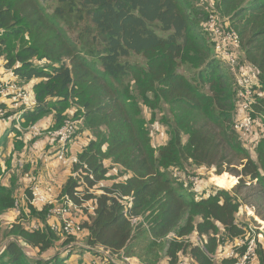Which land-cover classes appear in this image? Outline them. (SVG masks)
Wrapping results in <instances>:
<instances>
[{"label": "trees", "instance_id": "1", "mask_svg": "<svg viewBox=\"0 0 264 264\" xmlns=\"http://www.w3.org/2000/svg\"><path fill=\"white\" fill-rule=\"evenodd\" d=\"M211 1L238 32L240 62L256 71L258 81L253 90L264 104L258 94V90L264 93V0ZM58 2L50 12L40 0H0V62L22 85L38 81L33 87L36 106L22 115L19 127L13 123L11 129H5L0 147L6 148L10 134H16L12 154L22 152L24 132L50 115L54 116L51 129L57 131L64 124V113L78 106L86 132H92L96 141L73 154L87 169L75 165L73 172L80 171V179L69 178L60 193V197L70 196L79 207L85 202L95 207L82 223L76 218L83 232L77 238H85L88 247L104 248L113 258L125 252L133 234L122 203L129 197V215L149 213L151 230L159 239L180 229L186 220L180 236L195 231L206 237V251L194 246L191 256L197 264H210L208 254L218 250L221 231L232 239L245 234L236 225L242 206L240 189L246 183L256 184L259 198L264 200V131L257 142L253 135L243 141L234 130L238 102L235 73L228 74L216 56L207 23L196 20L198 12L192 0ZM71 16L85 23L87 38L71 37L66 29V19ZM182 67L193 70L192 77L186 76ZM143 107L159 111L160 123L168 130V141L157 152L145 129ZM255 110L262 108L257 105ZM54 154L56 157L57 149ZM107 160L128 178L103 188L100 195L89 193L87 186L93 189L107 178ZM188 162L215 167L222 187L233 188L237 183L236 178L222 175L224 172L239 177L234 195L220 190L200 201L189 198L183 193V182L177 184L164 173ZM5 166L3 171L0 163V218L15 209L19 181L14 174L8 185L2 182L11 169V159ZM81 189L82 198L75 197ZM50 208L29 206L30 222L7 229L5 240H13L1 250L0 264H68V258L77 252L75 247L67 257L49 260L32 259L26 253L32 247L41 258L74 242L73 238L62 242L63 235L52 230ZM82 209L86 213V208ZM257 216L264 220L263 213L257 212ZM197 218L201 222L197 223ZM33 224H39L40 229L33 230ZM86 231L89 235L84 237ZM57 253L54 250L53 255ZM259 255L260 264H264V248ZM167 256L170 264H178L175 248ZM124 257L131 255L128 252Z\"/></svg>", "mask_w": 264, "mask_h": 264}, {"label": "rangeland", "instance_id": "2", "mask_svg": "<svg viewBox=\"0 0 264 264\" xmlns=\"http://www.w3.org/2000/svg\"><path fill=\"white\" fill-rule=\"evenodd\" d=\"M40 2L50 12H52L57 6H59L58 0H40ZM192 2L195 11L198 12V14H195L197 21L204 20L203 23L205 25L206 23H208L209 16L215 15L222 22H228L231 26L230 20L222 16L221 13L216 9V6L213 4L214 1L212 2L211 0H192ZM66 21H67L66 29L69 30V32L71 33L72 38H74L75 40H78L82 36H84V38H87L85 32L86 25L84 22L80 21L79 17L71 16L68 17ZM76 42L80 43L79 41ZM37 64L42 65L44 64V62H40V63L37 62ZM181 71L189 78L192 77L194 73L192 72L193 70L191 71L189 68H185V67H182ZM226 71L228 74L233 73V71L228 67H226ZM1 81H3L4 83H9L10 85H16L18 87V90H21L22 92L27 93L26 95H28L26 102L18 94L13 95L12 92H9L10 95L7 97V99L0 98V108L5 112L4 116H0V122L8 123V126H5L6 128L11 129L13 123L17 124V126L19 127L22 115L25 112L30 111L27 110L26 103L30 105L32 103H36L33 87L38 81H32L27 85H22V83L19 82L18 79H15L14 76H12V73L7 72L4 69L3 61L0 62V82ZM258 94L260 95V97L258 96L259 99L260 98L264 99V93L258 90ZM13 98H15L16 101H14ZM137 100L140 102L139 98H137ZM257 101H258V106H261L262 110L259 112L255 110V118L257 120V124L255 128V133L253 134L252 138L257 139V142L258 141L260 142V136L264 131V104H261V102H259L260 100ZM78 110L81 111L78 106L73 105L72 108L68 109L64 113V124L62 127H64L67 123H72L76 131V137L74 136L68 145V150H69L68 154L70 156L72 154L73 146L75 149L78 146L80 147V145H82L81 141H83V143L84 142L86 143V147L89 145L91 141H96V136H94L92 132H86L85 120L83 117L78 116L77 113ZM142 113H143L142 119L145 125V129L147 130L151 138V145L153 149L157 152L159 147H161L168 141V137H166V135H168V130L160 123L162 114L159 111L157 112L151 111L147 107H143ZM53 124H54V116L50 115L49 117L40 121L33 128H30L27 132H24L27 133V136L24 137L23 139L39 140V139L48 138L52 148H54V146H56L57 140H54L50 136V133H53L55 131L51 129V127H53ZM35 129H37L39 132L37 133ZM101 130H103V128ZM79 133L81 134L78 135ZM15 136L16 134H12L13 138H15ZM186 140L187 139L185 138L184 142H186ZM255 142L256 141H254L253 144ZM78 152L80 151H77L76 153ZM73 154H75V152H73ZM55 160L58 159L55 158ZM67 165L68 166H65V169L63 171V173H65V177H66L65 179L68 180L69 178L72 177L74 178L76 177L80 179V177L75 175L73 172L75 165H70V164ZM105 165L106 167L109 168V173L107 175V178L105 179V181L101 182L98 186H95L92 190H90V192L100 193L99 189L102 186L110 188L114 183L125 181L128 178V174H126L124 170H121L120 167L113 164L112 161L110 160L105 161ZM237 168L238 170L242 169L240 166ZM40 169L41 167L39 166V171ZM68 170L72 172L73 174L72 177H69ZM164 173L170 179L175 181L177 184H179L178 183L179 181L183 182V184L186 186L184 187L185 189H183L184 190L183 193L188 195L189 198L195 199L196 201L207 199L210 195L216 194L220 190L227 191L234 195L235 190L238 188L237 186L240 184L239 177L229 172H224L222 175L228 174L229 176L236 178L237 183L233 188L230 185H226L225 187H222L221 184L218 182V180L220 179L219 178L220 175H217V169L215 167L212 168H207L204 166L197 167L190 162L185 163L183 167H178V172L177 169L170 168L164 170ZM177 173H179L180 175L176 176ZM24 174L26 173L22 172V175ZM78 174L80 175V171L78 172ZM16 176L17 179H20V181L17 180L18 187L15 195L16 202L22 203L23 199L25 201L26 198H30L31 188L26 189L25 185H22L23 181H21L20 174L16 173ZM87 187L89 188V186ZM79 191H82V189ZM240 191L241 193L239 194L238 198L241 200L242 206L240 207L239 212L236 215V225H238V227H240L241 229H244L245 234L238 238L232 239L229 238L225 234V232L221 231L222 232L220 234L221 237L218 239V244H219L218 250L216 251L215 254H208V259L210 264H225V262L232 260L236 261L235 264H241V260L243 259V256L245 254L243 253V250L246 248L247 251L248 243L253 240L256 241L255 243L257 246L256 248L257 255L253 264H260L259 252L262 248H264V224H263L264 220L260 219L257 216V212L259 213L261 212L264 214V200H260L259 198L260 194L256 184L251 185V183H246V187L243 186L240 189ZM21 193H23L24 195L22 198L20 196ZM59 197L60 194L58 193L56 198L60 199ZM89 205H91V202L87 203L86 207ZM80 210H81L80 212L72 211V213L74 214V217L77 218L78 220L82 218L81 220H79L80 223H82L84 221L83 217L88 216L87 213H89L90 209L86 208V213L84 212V209H80ZM90 212L93 213V210H90ZM22 215L25 216V213L22 212ZM148 215L149 213L143 215L141 221L138 222L137 225L133 226L132 239L128 244L127 250L125 252H121L120 254H118V256L114 257L113 259L115 261H118L119 264H170V260L167 254L169 250L175 248V250L177 251L178 264H197L191 256V250L193 249L194 246H199L203 251H206L205 249L206 237L200 236L195 231H192L190 234L180 236L185 226V222H186L185 220L182 226L180 227V229H177L176 231L170 233L168 236L159 239L154 235V233L151 230L152 218H150ZM196 222L199 223L201 222V220L197 218ZM3 224L5 223H3L0 218V230H1L0 252L8 244L7 241L5 240V233L8 228H6V226H4ZM16 225H20V224H16ZM261 236L263 238H261ZM60 238L62 242H65L68 239L73 238L74 239L73 244L80 243V245L82 244L85 245L86 248L88 247L87 244L84 243L85 239L83 238L70 237L64 235L63 237ZM74 247L75 246H72L71 248L74 249ZM71 248H69L68 250H70ZM185 249H187L186 252H184ZM128 252L131 255V257L129 258L124 257V254Z\"/></svg>", "mask_w": 264, "mask_h": 264}, {"label": "built area", "instance_id": "3", "mask_svg": "<svg viewBox=\"0 0 264 264\" xmlns=\"http://www.w3.org/2000/svg\"><path fill=\"white\" fill-rule=\"evenodd\" d=\"M207 29L214 38L216 56L223 62L225 67H228L233 71V73H235L238 90V102L234 130L236 131L240 139H242L243 141H247L255 133L257 124V120L254 118V114L255 106L258 105V101L255 97L256 92L253 90L254 85H256L258 81L257 73L251 67L246 65L243 67V64H241V40L239 34L231 28L228 22H222L217 16L210 15L207 23ZM12 76H14L13 73ZM14 78L16 79L15 76ZM9 92H12L13 95L18 94L25 100V102L27 101V93L18 90V87L16 85H10L9 83H4L3 81H1L0 98L7 99V97L10 95ZM13 100L16 101L15 98H13ZM35 104L37 103H32L31 105L26 103L27 110H31L33 107H35ZM4 113L5 112L0 108V116H4ZM35 130L37 133L39 132L37 129ZM75 134V127L72 123H67L59 130L50 133V136L58 142L56 157L63 164L82 165L83 168L87 169V165L82 164L76 155L70 156L68 154L69 142H71V139ZM74 174L80 177L77 172ZM178 175L180 174L177 173L176 176ZM81 183L84 182L82 181ZM103 188L107 187L102 186L99 189L100 194L103 193ZM90 190L92 189L88 188L89 193L96 194V192H90ZM83 191H77L74 194L75 197L82 198ZM30 192L31 197L25 199L24 205L20 202H16L14 210L17 214V217H23L24 221L26 223H29L31 219L29 206H32L33 208L38 210L44 209L46 207H51L49 210L50 213L48 216V223L50 224V222H52L53 220V223H51L50 226L54 232L59 235L76 237L83 233L81 225L74 217L72 211L80 212V209L82 208L92 207L91 205L86 207V204L89 202H85L82 205L83 207H79L75 204L74 200L70 196L64 195L60 197V199L52 198L47 193L42 191L38 186L32 187ZM122 203L125 205V213L127 214L132 227L137 225L138 222L141 221L142 217H134L132 215H129L128 211L132 207V199L129 197H125ZM91 209L94 211L95 207H92ZM22 212L25 213V216L22 215ZM32 228L33 230L37 231L40 229V225L33 224ZM261 238L263 237L261 236ZM255 242L256 241L253 240L248 243V248L247 251H245L243 259L241 260V264H253L254 260L256 259L257 246ZM71 247L72 245H69L68 249ZM86 249L92 252L100 253L102 256H104L106 259L105 264H109V262H115L110 252L106 251L104 248L87 247Z\"/></svg>", "mask_w": 264, "mask_h": 264}, {"label": "crops", "instance_id": "4", "mask_svg": "<svg viewBox=\"0 0 264 264\" xmlns=\"http://www.w3.org/2000/svg\"><path fill=\"white\" fill-rule=\"evenodd\" d=\"M5 126H8V123L0 122V141L6 129ZM26 136L27 134L24 135V137ZM9 139L10 140L6 148H4L3 145H1L0 147V163L3 167V171L6 170L5 163L10 159L12 162L11 169L6 172L4 177L5 179L2 180V182L5 185H8V180L11 178V175L17 173L21 175V181H23L22 185H25L26 189L38 186L42 191L48 193L52 198H56L57 194H60L62 192L60 190L66 184L67 179H65V173H63V171L65 169V166H68L67 164H63L60 161L55 160L56 157L54 152H56V149L58 150V147L56 146L52 148L48 138L39 140L28 139L24 140L26 146L22 152H15L14 154H12L14 151L13 140L15 138L10 135ZM81 143L82 145H80V147L77 145L78 147H76V149L73 146L71 155H73V152H75V154L77 151L81 152V149L86 146L85 142L83 143V141H81ZM28 166H30L29 171H25L26 167ZM39 166L41 167L40 171ZM22 172L26 174L22 175ZM68 174L69 177H72L73 175L70 170H68ZM20 196L22 198L24 196L23 193H21ZM22 204H25L24 199L22 201ZM92 207H90L89 209L92 210ZM90 210L89 213H92L90 212ZM81 219L82 218H80L79 220ZM85 219L86 218H84V220ZM1 220L3 223H5L3 225L6 226V228H10L15 224H22L24 226L26 223L23 217H17L15 210H12L8 214L3 215L1 217ZM51 223H53V220L52 222H50V224ZM88 235L89 233L88 231H86L84 233V237ZM11 240H13V238L9 239L7 243ZM71 245L75 246L77 252L71 254V256L68 258V264H105V258L100 253L89 251L86 249L85 245H80V243H71ZM54 250L58 251L56 255H53ZM54 250L43 254L41 258L38 257V250L32 247H28L26 249V253L32 259L49 260L54 256L65 258L68 255L67 253L70 252V250H68V246H60ZM44 257H46V259ZM115 263L119 264L118 261H115Z\"/></svg>", "mask_w": 264, "mask_h": 264}, {"label": "water", "instance_id": "5", "mask_svg": "<svg viewBox=\"0 0 264 264\" xmlns=\"http://www.w3.org/2000/svg\"><path fill=\"white\" fill-rule=\"evenodd\" d=\"M21 246H22V247H26V243H25V242H22V243H21Z\"/></svg>", "mask_w": 264, "mask_h": 264}]
</instances>
